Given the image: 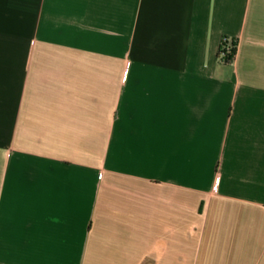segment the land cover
<instances>
[{"label": "crops", "instance_id": "crops-1", "mask_svg": "<svg viewBox=\"0 0 264 264\" xmlns=\"http://www.w3.org/2000/svg\"><path fill=\"white\" fill-rule=\"evenodd\" d=\"M0 264H264V0H0Z\"/></svg>", "mask_w": 264, "mask_h": 264}, {"label": "trees", "instance_id": "trees-1", "mask_svg": "<svg viewBox=\"0 0 264 264\" xmlns=\"http://www.w3.org/2000/svg\"><path fill=\"white\" fill-rule=\"evenodd\" d=\"M226 44H227L226 39H223L221 41V44H220L219 55H220L221 60L227 62V61L231 60V58L235 52L236 45H235V42H231L230 44H228L230 52L228 54H226L224 51V46H226Z\"/></svg>", "mask_w": 264, "mask_h": 264}, {"label": "built area", "instance_id": "built-area-1", "mask_svg": "<svg viewBox=\"0 0 264 264\" xmlns=\"http://www.w3.org/2000/svg\"><path fill=\"white\" fill-rule=\"evenodd\" d=\"M224 51L226 54H228L230 52L228 44H226V46H224Z\"/></svg>", "mask_w": 264, "mask_h": 264}, {"label": "clouds", "instance_id": "clouds-1", "mask_svg": "<svg viewBox=\"0 0 264 264\" xmlns=\"http://www.w3.org/2000/svg\"><path fill=\"white\" fill-rule=\"evenodd\" d=\"M53 222H54V223H58L59 221H58V219L53 218Z\"/></svg>", "mask_w": 264, "mask_h": 264}]
</instances>
